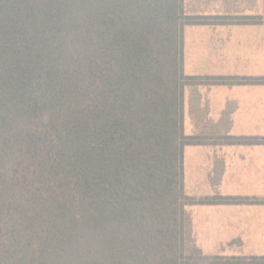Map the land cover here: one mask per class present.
Returning <instances> with one entry per match:
<instances>
[{"label": "trees", "instance_id": "obj_1", "mask_svg": "<svg viewBox=\"0 0 264 264\" xmlns=\"http://www.w3.org/2000/svg\"><path fill=\"white\" fill-rule=\"evenodd\" d=\"M209 20L183 0H0V264L202 259L184 206L240 202L182 189V31Z\"/></svg>", "mask_w": 264, "mask_h": 264}, {"label": "crops", "instance_id": "obj_2", "mask_svg": "<svg viewBox=\"0 0 264 264\" xmlns=\"http://www.w3.org/2000/svg\"><path fill=\"white\" fill-rule=\"evenodd\" d=\"M183 9L210 18L182 31V72L194 79L182 90V132L194 138L183 147V189L257 199L192 205L187 229L209 239L196 244H240L264 256V21H235L264 17V0H183Z\"/></svg>", "mask_w": 264, "mask_h": 264}, {"label": "rangeland", "instance_id": "obj_3", "mask_svg": "<svg viewBox=\"0 0 264 264\" xmlns=\"http://www.w3.org/2000/svg\"><path fill=\"white\" fill-rule=\"evenodd\" d=\"M184 137L193 138V137H187L185 135H184ZM183 194L185 196H187L185 194L184 189H183ZM187 197L190 199H194V201H204L206 199L212 198V197H207V196H197V197L187 196ZM235 199H236V201H235ZM235 199L233 198L232 200L234 202L240 201L239 203H237L238 205H244V203H249L252 200L257 201V199H255V198H235ZM183 200H186V199H183ZM184 204H187V203H184ZM201 205H204V204H201ZM190 206H192V205L184 206V213H185V220H186V226L187 227H188V213L191 215V211H190V209H188ZM207 222L208 221H205V219H201V223H202L201 226L204 227L207 224ZM210 224H211V221H210ZM205 228H208V225H206ZM211 228L213 230H216V225L213 224ZM188 232H190V234L188 236L192 237V239L191 238L190 239L194 240V242L195 241H202V240H204V241L209 240V239H201V238L197 239V237H194L193 233L191 234V230L190 231L188 230ZM205 232H207V231H205ZM204 235L205 234H203V237H204ZM195 244H196V242H195ZM191 245H193V244H191ZM195 246L198 248L197 249L198 254L200 255V257H202V259H199V256H198V260H194L195 264H246L245 262H247L249 259H254V258L259 259L260 257H262L261 256L262 252L258 253L257 249H254L252 247L243 246L240 244L233 245L231 247L227 246V245H223V246L215 245L214 246V245H208V244H196ZM188 247L190 250L191 246H188ZM260 250H262V249H260ZM262 251H264V250H262ZM213 255H215V256H213ZM219 256H221V257H219ZM213 257H218L219 261H216V260H214V262L209 261V259H214ZM226 262H229V263H226Z\"/></svg>", "mask_w": 264, "mask_h": 264}]
</instances>
